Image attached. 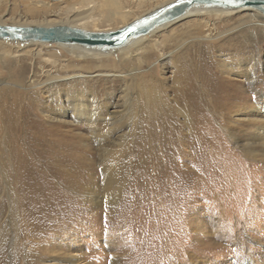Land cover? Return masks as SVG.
<instances>
[{
    "label": "rangeland",
    "instance_id": "rangeland-1",
    "mask_svg": "<svg viewBox=\"0 0 264 264\" xmlns=\"http://www.w3.org/2000/svg\"><path fill=\"white\" fill-rule=\"evenodd\" d=\"M164 1L169 0H149L144 5L125 0L123 6L128 8L122 11L123 16L114 17V10L99 7L106 6L103 0H0V23L19 26L72 24L88 31H112ZM77 13H86V18L74 21ZM252 14L244 11L229 17H210L216 24L212 41L197 39L192 33L200 28V22L186 18L158 34L164 56L159 57L157 51L148 52L154 54L153 58L141 65L134 59L119 66L121 54L116 52L98 60L74 53L73 48L52 44L0 42L3 75L12 72L15 78L10 81L15 82L17 71L21 70L27 84L43 82L45 87L39 91V101L54 106L56 97H51V93L63 91L61 102L67 106V94L71 89L80 98L83 93L87 100L96 97L95 110L103 112L104 116H114L121 108H114L111 103L120 100L128 86L131 114L128 119L111 126L107 116L105 119L91 117L95 111L74 118L67 109L69 113L61 119V133H68L75 145L86 149L85 153H77L79 161L67 166L73 178L80 176L81 164L89 170L80 196L68 201L62 196L61 199L48 198V205L45 202L47 206L42 211L47 217L33 229L23 222L27 202H19L11 196L9 157L6 147L0 146V251L5 254V264H13V250L27 236L24 227L37 234H28L35 237L33 245L39 246L41 242L44 246H57L56 250L61 248L62 258L80 256L85 264H264V189L258 186L264 180V164L249 163V155L235 148L232 140V136L247 137L250 128L210 119L205 127L215 132L199 138L207 139L208 144L210 140L216 142L213 147L207 148L204 144L194 153L187 144V158L172 154L173 163L163 166L153 154L137 148L138 134L157 117L146 106L150 104L158 114L160 109L172 107L176 76H191L199 69L200 58H208V82L217 81L218 85L242 90V96L246 97L242 108L257 110L264 120V21L251 18ZM137 65L141 66L140 70H134ZM163 68L166 75H163ZM215 75L223 80L218 81ZM198 79L195 78L194 83ZM145 80L153 83H145ZM147 92H157V96L148 98ZM160 97L161 101L157 102ZM53 113L51 117L59 120L60 115L56 111ZM242 117L246 119L247 116ZM176 119L184 122L180 115ZM108 133L115 138L130 134L127 144L114 156L116 171L113 177L121 191L117 199L105 197L109 179L104 173L102 155L105 149H116L108 143L101 145V138ZM220 134L223 141L218 140ZM177 171L181 177L175 179ZM47 191L50 195L55 193L53 188ZM89 192L97 195L86 197Z\"/></svg>",
    "mask_w": 264,
    "mask_h": 264
},
{
    "label": "bare ground",
    "instance_id": "bare-ground-1",
    "mask_svg": "<svg viewBox=\"0 0 264 264\" xmlns=\"http://www.w3.org/2000/svg\"><path fill=\"white\" fill-rule=\"evenodd\" d=\"M135 1L139 5H144L149 0ZM171 1L173 0L164 1L160 5L148 10L145 14H148L154 9L161 7L162 5ZM103 2L106 6L99 7H105L107 9L114 10V17L123 16L122 11L128 8L127 6H123L125 4V0H103ZM244 11L252 12L253 14L251 18H255L257 21H264V16L254 10H225L217 7L197 6L190 9L185 15H183L179 19L167 23L163 26L157 27L148 35H143L134 38L130 40L126 45L118 49H98L77 44L52 45L73 48L72 50L74 53H79V55L87 58H97L98 60H103V57H109L110 55L116 52L121 54L118 60L119 66L126 62L130 63L134 59H137L141 65L142 62L146 63L149 59L153 58L154 54H149L148 52L157 51L159 52V57L164 56L161 50L163 43L158 34L165 30H168L178 22L186 18H194L195 20H198L200 22V28H196L195 32H193L192 34H194V36H196V38L199 40L212 41L214 39L213 34L214 30L216 29V24L215 22L210 20V17H229L231 15ZM85 18L86 13H77L73 16V20L76 22L84 20ZM0 24L11 25L2 23ZM67 25L74 28H80V25L75 26L72 24H64L61 26ZM91 32L111 31L107 29L103 31L98 30ZM186 34L185 37H187ZM0 42L5 41L0 40ZM14 43H36L41 45H49L41 42ZM207 59L208 58L206 57L204 60H201L200 58V67L198 70H195L191 76L189 74L185 77L179 75L176 76L177 88L175 90L174 95V107L168 106V108L166 107V109H160L161 112H159L158 114V111L155 110V108L150 107V104L146 106V108L151 111L153 115L157 114V117L155 116L156 118H153L152 121H149V124L146 129L138 134L139 137L137 138L140 143H137V148L145 149L146 151L153 154L156 160L160 161L159 165L163 166L167 162V164H169L170 162L173 163L174 158L172 154H179L181 155L182 159L187 158V151L185 150L187 148V144L191 151L194 153H198V149H200L204 144L205 146H207V148L213 147L216 142L214 143L209 139L210 141L208 144L207 139L206 141L199 138L202 134H208L211 132L210 129L208 131L205 127V124L210 122V119L214 120L215 122L231 121L234 123H240L239 125L243 127L250 128L249 134L247 135V137L244 136L245 138H238L232 136L234 147L238 148V150L240 149L243 153L249 155V163L261 162L264 164V120L261 119V113L257 114V110L252 109L250 107L242 108L244 107L243 103L246 100V97L242 96V90L240 91V89H233L228 85H218L216 83L217 81L208 82V80L210 79V74L206 73L209 69L206 65ZM140 65H137L134 70H140ZM3 69L5 68H0V84H2L1 86H3V88L0 89V146H2L3 144L4 147H6V151L9 157V163L12 172L11 196L14 198V200H17L19 202H27L26 212L23 215V222L25 225L27 224L28 226H31V229H33V227L35 228V226L39 222L45 221V218L47 217L43 215L45 212L42 213V211H44V208L48 205V201L46 202V200L48 198L53 197H60L61 199V196L64 197V199H66L67 201L76 198L80 194V189L82 188L83 184L82 182L84 180V177L86 176L87 171L89 170L85 168V164H81L83 165V167L79 168L80 176L73 178V176L71 175L72 173L70 172L69 167L67 166L68 163H75L76 161H79L76 158L77 153L86 152L85 148H80V145H75L72 142V136H70L68 133H61V123L63 121H61V119L65 118V116H67V113H69L67 112V109H70L72 113L71 116L74 118L80 116L84 117V115L86 116V114L90 110L95 111L96 113L93 112L92 114H90L91 117L102 116L101 118L105 119L107 116L108 120L111 121V126H114L115 124H118L124 119H128V116L131 115L129 108V100L127 96L129 88L128 86H125L124 91L120 95V100L111 103L112 106L113 104L115 105L114 108H121V110L116 113L117 115L115 114L114 116H104L103 112L95 110L97 108L96 106H94L97 105V100H95L96 97L95 99L93 98L92 100H87L85 99L86 94L83 93V97L80 98L75 94V90L70 89L67 94L68 103L67 106H65L64 103L61 102V95L63 91H57L54 93V95H52V93L50 95L51 97H56V105L52 106L46 103L44 100L41 101L40 99L39 101L37 99V97L40 96L38 95L40 89L45 87L42 86L43 82H29V84H27L21 74L24 71L21 70L17 71L19 75L17 76L16 81L13 82L10 80H12V78H15V75L12 72L8 71L5 75H3ZM212 72H214V70ZM166 73L167 71L163 68V75H166ZM183 73H180V75ZM215 74H217V72ZM232 74L233 76L236 75L234 73ZM216 77L218 81L223 80H220L218 76ZM195 78H199L197 83H194ZM224 81H222V83H224ZM145 83L153 82L151 80H149L148 82L145 80ZM232 84L234 85V83ZM111 95L113 98L115 97L114 94ZM145 95L148 98H151V96H157V92H147V94ZM159 101H161V97L157 102ZM161 103L163 104L165 103V101L163 100V102ZM246 106L247 105H245V107ZM54 111H56L60 115L59 120L57 118L51 117V115L54 114ZM178 115H180L184 119V122L179 123L177 121L176 118H178ZM244 115L247 116L245 117L246 119L242 117ZM35 117L38 118V120ZM245 124L247 126H245ZM219 127L223 128V125L219 123ZM247 128L245 131L248 130ZM127 135L130 134H122L119 135L118 138H115V135H111L108 133L100 140L101 145L105 146L108 143L111 148H116L108 150L105 149L104 155H102V166L104 169V173L108 175L107 179H109V182L106 185L108 189H106L105 197L111 199H117L119 195L121 196V191L119 189V186L117 185L119 183L113 177V174L116 171V162H114V156L115 152L123 149L125 144H127ZM218 140L223 141V136L221 134L218 135ZM218 145H220V143ZM162 153H164V155ZM165 153L168 155H166ZM189 157L191 158V156H188V158ZM109 158H111V160H109ZM85 159L87 160V157ZM52 164H56L57 166H54ZM107 168H110L109 172L107 171ZM71 170L73 171V169ZM252 172L253 170H251V173ZM174 175L175 176L173 177L175 179L181 177V174H179L178 171L175 172ZM138 184L140 186L141 183H139L138 181ZM135 185H137V182ZM258 186L261 187V189H264V180L260 182ZM50 188H53V191H55V193H52L53 195H50V193H48L47 191ZM94 195L97 194H94V192H89L88 194H86V197H92ZM45 202L47 203V205H45ZM32 205L35 208H32ZM38 214L41 215L37 216ZM25 228L26 227H24L23 232H26L25 234L27 236L24 238V241L22 240L23 242L21 241L20 244L22 246L19 244L17 248H14L13 264H85L82 261V257L80 256L72 255L69 257L62 258L60 256L61 248L59 250H56L57 246H44L41 245V242H39V246L42 247L33 245L36 243L33 241V239L35 238L34 236H36L37 234L34 232V230L32 233V231H26ZM29 233H32L34 236H28ZM4 256L5 254L0 251V264H5Z\"/></svg>",
    "mask_w": 264,
    "mask_h": 264
},
{
    "label": "water",
    "instance_id": "water-1",
    "mask_svg": "<svg viewBox=\"0 0 264 264\" xmlns=\"http://www.w3.org/2000/svg\"><path fill=\"white\" fill-rule=\"evenodd\" d=\"M239 6L227 0H173L124 27L111 32H91L70 26H15L0 24V40L57 45H82L98 49H118L130 40L148 35L157 27L173 22L193 7H217L225 10H254L264 16V0H238Z\"/></svg>",
    "mask_w": 264,
    "mask_h": 264
},
{
    "label": "snow or ice",
    "instance_id": "snow-or-ice-1",
    "mask_svg": "<svg viewBox=\"0 0 264 264\" xmlns=\"http://www.w3.org/2000/svg\"><path fill=\"white\" fill-rule=\"evenodd\" d=\"M227 2L233 3L236 6H239L238 0H227Z\"/></svg>",
    "mask_w": 264,
    "mask_h": 264
}]
</instances>
